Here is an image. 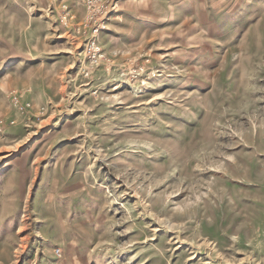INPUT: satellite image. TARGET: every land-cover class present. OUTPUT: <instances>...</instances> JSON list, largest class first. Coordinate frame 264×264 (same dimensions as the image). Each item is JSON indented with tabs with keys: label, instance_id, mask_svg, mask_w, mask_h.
Instances as JSON below:
<instances>
[{
	"label": "rangeland",
	"instance_id": "1",
	"mask_svg": "<svg viewBox=\"0 0 264 264\" xmlns=\"http://www.w3.org/2000/svg\"><path fill=\"white\" fill-rule=\"evenodd\" d=\"M0 264H264V0H0Z\"/></svg>",
	"mask_w": 264,
	"mask_h": 264
}]
</instances>
